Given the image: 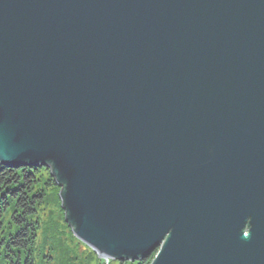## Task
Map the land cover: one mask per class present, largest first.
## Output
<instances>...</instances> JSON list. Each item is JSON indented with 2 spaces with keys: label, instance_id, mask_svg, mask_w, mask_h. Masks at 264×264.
Masks as SVG:
<instances>
[{
  "label": "water",
  "instance_id": "1",
  "mask_svg": "<svg viewBox=\"0 0 264 264\" xmlns=\"http://www.w3.org/2000/svg\"><path fill=\"white\" fill-rule=\"evenodd\" d=\"M0 166L100 260L264 264V0H0Z\"/></svg>",
  "mask_w": 264,
  "mask_h": 264
},
{
  "label": "trees",
  "instance_id": "2",
  "mask_svg": "<svg viewBox=\"0 0 264 264\" xmlns=\"http://www.w3.org/2000/svg\"><path fill=\"white\" fill-rule=\"evenodd\" d=\"M54 191L58 199L59 188L44 167L0 166V264H36L39 214ZM154 255L124 264H150Z\"/></svg>",
  "mask_w": 264,
  "mask_h": 264
},
{
  "label": "rangeland",
  "instance_id": "3",
  "mask_svg": "<svg viewBox=\"0 0 264 264\" xmlns=\"http://www.w3.org/2000/svg\"><path fill=\"white\" fill-rule=\"evenodd\" d=\"M55 192L51 193L49 201H44L39 214L36 264H120L117 261H100L91 249L73 236L63 221V211ZM48 240L53 242L48 243Z\"/></svg>",
  "mask_w": 264,
  "mask_h": 264
}]
</instances>
